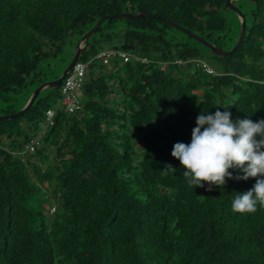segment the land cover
Segmentation results:
<instances>
[{
  "label": "trees",
  "instance_id": "trees-1",
  "mask_svg": "<svg viewBox=\"0 0 264 264\" xmlns=\"http://www.w3.org/2000/svg\"><path fill=\"white\" fill-rule=\"evenodd\" d=\"M225 1L0 0V114L58 78L103 15L148 12L230 49L240 25L232 29ZM240 1L245 34L229 55L154 18L106 19L78 58L91 62L77 110L58 107L60 84L0 119V264H264V209L231 210L255 179L192 188L171 156L202 112L264 119V0L248 12ZM107 49L129 58L94 59ZM166 164L176 172L163 173Z\"/></svg>",
  "mask_w": 264,
  "mask_h": 264
},
{
  "label": "clouds",
  "instance_id": "clouds-1",
  "mask_svg": "<svg viewBox=\"0 0 264 264\" xmlns=\"http://www.w3.org/2000/svg\"><path fill=\"white\" fill-rule=\"evenodd\" d=\"M207 113V114H205ZM190 143L176 142L171 156L180 162L189 187L212 191L223 188L228 180L254 178L251 189L236 193L231 203L233 213L248 215L264 209V119L231 118L227 110L202 112L195 120ZM163 173H175L166 164ZM238 171L242 175H233Z\"/></svg>",
  "mask_w": 264,
  "mask_h": 264
},
{
  "label": "water",
  "instance_id": "water-1",
  "mask_svg": "<svg viewBox=\"0 0 264 264\" xmlns=\"http://www.w3.org/2000/svg\"><path fill=\"white\" fill-rule=\"evenodd\" d=\"M250 1H256V0H250ZM224 8L233 11L240 19V30H239L238 38H237L235 44L228 50L223 49V48H221V47H219L213 43L208 42L205 38L198 36L197 34H195L192 31L178 25L177 23L173 22L172 20L160 17V16L155 15V14H151L148 12H122V13H114L111 15H103L97 19L95 24L85 34H83L81 39L76 43V45L74 47V53L72 55V58H71L70 62L67 64V66L65 67V69L63 70V72L59 75V77L54 79V80H47V81L42 82L39 86H37L35 88V90L31 94V96L27 100V102L19 110L15 111L13 113H10V114H0V119L1 118L10 119L13 117L20 116L35 101V99L38 96V94L40 93V91H42L43 89H45L47 87H50V88L58 87L61 84L63 78L66 76V74L70 71L72 66L78 60L80 53L82 52L83 48L86 46V44L88 42L89 37L97 31L100 24L106 19H125V18H135V17L154 18V19H156L162 23H165L169 26H172V27L180 30L181 32H183L184 34H186L188 36H191L193 39H195L196 41L200 42L201 44H203L204 46L209 48L211 53H213L215 55H218V56L229 55L235 50V48L243 40V37L245 34V29H246V20H245V16L242 13V11L233 4V0H226L224 3ZM206 37H209V34H207Z\"/></svg>",
  "mask_w": 264,
  "mask_h": 264
},
{
  "label": "built area",
  "instance_id": "built-area-1",
  "mask_svg": "<svg viewBox=\"0 0 264 264\" xmlns=\"http://www.w3.org/2000/svg\"><path fill=\"white\" fill-rule=\"evenodd\" d=\"M119 58L122 61H126L129 58V54L124 51L117 50H103L98 52L94 59H98L102 64H107L111 58ZM145 61V59H142ZM91 60L85 62L76 61L70 71L66 74L61 82V99L58 107L64 111L73 112L79 108L78 91L83 84L86 68L90 64ZM203 67L207 72H211L210 68L203 64ZM54 114V109L48 108L45 111L46 120H50ZM27 149L33 150V141L27 144Z\"/></svg>",
  "mask_w": 264,
  "mask_h": 264
},
{
  "label": "rangeland",
  "instance_id": "rangeland-1",
  "mask_svg": "<svg viewBox=\"0 0 264 264\" xmlns=\"http://www.w3.org/2000/svg\"><path fill=\"white\" fill-rule=\"evenodd\" d=\"M248 2H252V1H240V3H239V5H241L242 6V10L243 11H245V12H248ZM227 12H228V14H227V17H228V19H229V21L231 22V25H232V29L234 30V31H237V29H238V23H239V25H240V19H239V17L233 12H231V10H229V9H227ZM237 17V18H236ZM238 38V37H237ZM237 40V39H236ZM236 42V41H235ZM113 44L114 45H118L117 44V42L116 41H114L113 42ZM235 44V43H234ZM68 47V46H67ZM108 51H110L111 49H107ZM67 51H69V52H71V47H68V49H67ZM61 57H62V55H61ZM114 69V67H113V65L112 64H108L107 66H105V71L106 72H110V71H112ZM58 70H59V68H58ZM58 70L56 71V72H58ZM62 72H63V70H62ZM61 72V73H62ZM60 73V74H61ZM35 89H33L31 92H30V94H29V90L28 89H26V90H24L23 92H21L20 94H18L17 95V99H18V103L16 104V106L15 107H17L18 105H20L21 103H23V101L26 99V101H25V103L27 102V100L29 99V97L31 96V94H32V92L34 91ZM0 109H2V110H5V107L2 105V104H0ZM44 206H47V205H49V202L47 201V200H45L44 201Z\"/></svg>",
  "mask_w": 264,
  "mask_h": 264
}]
</instances>
